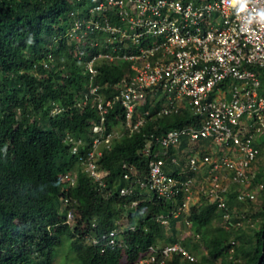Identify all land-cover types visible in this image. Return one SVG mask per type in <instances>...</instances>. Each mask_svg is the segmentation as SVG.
I'll return each mask as SVG.
<instances>
[{"label": "built area", "instance_id": "obj_1", "mask_svg": "<svg viewBox=\"0 0 264 264\" xmlns=\"http://www.w3.org/2000/svg\"><path fill=\"white\" fill-rule=\"evenodd\" d=\"M67 1L82 4L69 14L67 35L76 41L91 34L101 37L100 45L95 43L100 49L85 64L89 80L83 92V105L91 103L100 120L92 126L93 140L86 153H79L80 140H68L72 154L106 188L105 173L97 162L119 135L105 126V115L117 109L116 119L134 134L147 122L188 107L197 123L162 136L151 135L141 151L147 159V178L136 183L158 199L176 201L177 208L169 215L173 219L187 215L191 203L202 198L223 212V223H230L227 201L232 187L237 188L239 204L254 203L264 187H251L259 155L255 139L264 135V94L252 70L264 68V23H247L249 13L264 8V0H245L247 8L239 13L233 0ZM119 63L128 69L117 82L94 83L99 66ZM103 88H112L111 95L105 97ZM182 140H210L219 152L212 156L206 148L197 150L181 165L171 150ZM167 159L169 165L178 166L177 172L165 170ZM131 169L124 179H130ZM63 179L69 186L75 183V176L66 174ZM119 193L125 197L133 191L121 188ZM64 202L73 204L68 199ZM158 221L169 227L168 217L160 216ZM66 222H74L73 211L67 212ZM185 224L191 226L187 219ZM95 228L92 223L86 238L101 254L123 251V232L139 229L136 224L104 233ZM175 258L197 261L176 242L149 246L134 264H172ZM122 264L129 263L123 259Z\"/></svg>", "mask_w": 264, "mask_h": 264}, {"label": "trees", "instance_id": "obj_2", "mask_svg": "<svg viewBox=\"0 0 264 264\" xmlns=\"http://www.w3.org/2000/svg\"><path fill=\"white\" fill-rule=\"evenodd\" d=\"M68 8L63 0H0V264H54L61 251H66L62 264H121L123 257L133 263L148 246L178 240L174 227L165 233L155 221L156 215L169 213L173 203L155 197L142 201L139 207L144 211L140 224L149 232L126 230L124 252L103 255L86 238L92 223L97 232H103L125 212L132 218L125 207L129 200L117 197L118 189L128 186L121 164H131L139 176H146L147 160L140 150L149 135H162L196 118L186 109L149 122L140 133L114 139L98 162L99 169L108 171L106 188L95 183L65 141L69 133L88 143L87 126L98 120L93 107L76 105L82 102L80 89L87 78L77 49L65 39L57 40V29H64L59 17ZM48 56L52 60L44 68L42 63ZM126 69L124 63L101 65L95 82L113 84ZM252 70L264 90V69ZM108 89H103L106 96L113 91ZM56 107L62 109L59 114H53ZM116 115L117 109L105 115L108 128L118 124ZM177 152L171 154L178 157ZM173 170L176 172V167ZM66 174L76 176L73 186L64 182ZM253 181L264 183V167ZM64 199L73 204H65ZM231 201H235V194H230L228 201L229 230L219 226L213 235L208 234L207 227L213 221L222 224L223 212L201 202L191 209L194 232L178 241L193 251V240H211L209 256L215 262L220 258L219 264H264V199L253 217L260 218L259 226L249 236L233 227ZM68 210L74 214L72 227L65 223ZM194 233L199 238L195 239ZM208 258L202 256L193 264H211ZM173 264L186 263L174 260Z\"/></svg>", "mask_w": 264, "mask_h": 264}, {"label": "clouds", "instance_id": "obj_3", "mask_svg": "<svg viewBox=\"0 0 264 264\" xmlns=\"http://www.w3.org/2000/svg\"><path fill=\"white\" fill-rule=\"evenodd\" d=\"M67 5H68V9L66 10V12H65V15H64V17H62V18H59L60 20L59 21H61L62 22V24L64 25V29L63 30H60V29H57V32L56 33H58V38H57V40H60V39H65L66 41H67V43H68V45H70V46H73V47H75L76 49H77V53H78V55H79V60H80V62H81V65H82V70L84 71V73L86 74V76H87V78H86V83H85V85L80 89V94H81V96H82V102L81 103H79V104H77L76 103V105H77V107H88V106H91L90 104L91 103H88V104H86V105H83V92L85 91V89H86V87H87V84H88V80H89V75H88V73L86 72V69H85V64L91 59V57L96 53V51L98 50V49H100V46H97V45H95V43H97V44H99L100 45V42H101V37H100V35H96V34H91V35H88L87 37H85V39H83V40H81V41H76V40H74V39H72V38H70L67 34H68V30H69V28H70V23H71V18H70V16H69V14H70V12L71 11H74L75 9H79V8H81L82 7V4H75L74 2H72V1H67V0H63ZM233 2H234V6L235 5H238V6H236V11L239 13V12H243V11H245L246 10V8H247V4H246V2H245V0H233ZM65 21V22H64ZM253 21H255V22H257V23H264V8H261V9H259V10H257L255 13H249V15H248V20H247V23H252ZM64 22V23H63ZM51 60H52V58H51V56H48L47 57V60H45L42 64H43V67L44 68H48V66H49V63L51 62ZM264 69V68H263ZM98 70H99V67H98ZM126 71V70H125ZM125 71H124V73H125ZM124 75V74H123ZM122 75V76H123ZM258 75V74H257ZM98 76H99V74H98ZM97 76V77H98ZM121 76V77H122ZM96 77V78H97ZM120 77V78H121ZM259 77V76H258ZM96 80V79H95ZM119 80V79H118ZM117 80V81H118ZM116 81V82H117ZM259 81H260V79H259ZM94 83L95 84H100L101 86H104L105 84H102V83H100V82H98V83H96L95 81H94ZM115 83V82H114ZM113 83V84H114ZM106 84H108V83H106ZM260 84H261V82H260ZM111 85V84H110ZM104 89V88H103ZM101 90V92L102 93H104V90ZM105 90H109L108 88H105ZM261 93H263L264 94V90L262 89V85H261ZM105 94V93H104ZM105 96V95H104ZM105 97H108V96H105ZM78 105H80V106H78ZM158 106V104H155V106L153 107V109L154 108H156ZM91 107H93V106H91ZM186 109H188L189 110V112H191L190 111V109L188 108V107H185L184 109H182V110H180V111H178L177 113H172V114H169V115H166V116H170V115H175V114H180V113H182L183 111H185ZM95 110V109H94ZM62 111V109L61 108H54V110H53V114H59L60 112ZM96 111V110H95ZM115 111V110H114ZM114 111H112V112H114ZM153 111V110H152ZM96 113L98 114V112L96 111ZM111 113V112H110ZM109 113V114H110ZM117 113H118V110H117ZM108 114V115H109ZM193 115V114H192ZM117 116V115H116ZM161 117H165V116H161ZM161 117H159V118H161ZM159 118H157V119H159ZM196 118V117H195ZM121 119H122V117H121ZM157 119H155V120H157ZM99 120H100V118H99V114H98V120L96 121V122H94V123H92L90 126H87V136L90 138V140H89V142L87 143L86 141H85V139L84 138H81V137H79V138H76V137H74V136H72V135H70L69 133H67L66 134V136H65V141H67L68 142V140L69 139H73V140H75V141H78V140H80L81 142H82V144L80 145V147H79V151L81 150V149H83L84 151H80V153L82 154V153H86L87 151H88V149L90 148V145H91V143H92V140H93V132H92V126L95 124V123H98L99 122ZM115 120H117L118 122V124L116 125V126H113V127H111V128H115V130H117V132H118V135L119 136H117L116 138H114V139H118V138H120L123 134H125V133H127L129 136H132V135H134V134H137V133H140L141 131H142V129H144L145 128V126L149 123V122H147V124L146 125H144L142 128H141V130L139 131V132H137V133H134V134H129V132H128V130H125L124 129V127H122L121 126V120H118V119H116L115 118ZM155 120H153V121H155ZM151 122V121H150ZM197 122L196 121H194V122H192V123H190V124H188V125H186V126H183V127H187V126H190V125H193V124H196ZM104 124H105V126H106V120H105V122H104ZM107 127V126H106ZM183 127H180V128H183ZM108 128V127H107ZM111 128H109V129H111ZM172 129H178V128H172ZM172 129H169V130H172ZM168 131V130H167ZM166 131V132H167ZM164 134V133H163ZM162 134V135H163ZM151 135H154V134H150L149 135V137H148V139H147V141H146V143L149 141V139H150V136ZM162 135H154V136H162ZM261 138H264V135H260V136H257L256 137V139H255V144H257V145H260L261 143H262V141L264 140V139H261ZM69 143V142H68ZM145 143V144H146ZM70 145H71V143H69ZM145 144H144V146H145ZM185 145V147L184 148H182L181 146L182 145ZM144 146H143V148H144ZM182 148V150L180 151V152H177L178 151V149L179 148ZM142 148V149H143ZM203 148H206L207 149V152L210 154V155H212V156H215V155H217L218 154V152H219V150L218 149H216V147H214L213 145H212V142L210 141V140H199V141H197V142H194V143H190V142H188V140H182V142L180 143V145H178V147H176V148H173L172 150H171V152L173 153L174 152V154L177 152L178 153V159H179V161H180V164H181V160H183L184 159V161H185V158L187 157V155H189V154H191L192 152H195V151H201V150H203ZM142 149L140 150V153H141V151H142ZM185 151H187V153L185 154ZM142 155V154H141ZM176 155V154H175ZM143 156V155H142ZM259 156V155H258ZM75 157H77V160H78V155H75ZM102 158V157H101ZM100 160V159H99ZM99 160H98V162H99ZM147 160V159H146ZM257 160H258V158H257ZM79 161V160H78ZM98 162H97V164H98ZM80 163V162H79ZM166 166H169L170 167V169H166V167H165V170H167L168 172H173V173H175L174 171L175 170H173L175 167H176V169H177V171L179 170L178 169V166H171V165H169V162L168 161H166ZM124 164H126V166H127V168L125 169V168H123V165ZM80 165H81V167H82V169L84 170V172L89 176V177H91L86 171H85V168H84V166L80 163ZM181 165H183V164H181ZM98 168H99V165H98ZM130 168H132L131 169V171L130 172H132L131 173V175H130V179L129 180H126V179H124V180H126L127 182H128V186H125V187H121V188H130V189H132V191H133V193L132 194H130V195H127V196H125V197H121L120 196V193H119V191H120V189L121 188H119L118 189V194H117V197L119 198V199H127V200H129V204H128V206L127 205H125V207H127V209L133 214L132 215V218L131 217H129V216H126L125 214H126V212L125 213H123V215H122V217H119L118 219H116L115 221H114V224H113V227L111 228V229H109V230H106V231H103V232H98V233H104V232H109V231H111V230H113V229H115V228H117V227H119V226H124V225H126V224H136L137 226H138V230H142L143 231V229L144 228H146L147 229V231H143L144 233H146V232H149L148 231V227L146 226V225H142L141 226V224H140V218H141V216H142V214L144 213V211L143 210H141L139 207H140V204L142 203V201H145V202H150V201H152V199L155 197V198H157L156 197V195L155 194H153L152 192H149V191H145V190H141L140 188H139V185L136 183V181H137V179H146L147 178V174H148V164H147V174H146V176H139L138 175V172H137V170L133 167V166H131V164H128V163H122L121 164V169L124 171L123 172V175L126 173V172H129V169ZM99 171H101V172H104L105 173V175H104V177L102 178L103 179V181L105 182V179H106V176L108 175V171L107 170H101V169H99ZM176 171V172H177ZM73 176H75V175H73ZM123 177V176H122ZM91 178H93V177H91ZM253 179H254V173H253ZM93 180L95 181V179L93 178ZM75 182H76V176H75ZM95 183H97L96 181H95ZM252 183H253V180H252ZM75 184V183H74ZM98 184V183H97ZM106 184V183H105ZM69 185V184H68ZM73 186V185H72ZM236 187H232V190H233V192H231V193H229V195H228V201H229V196H230V194H235V197H236V193H235V191H236ZM138 196L141 198V199H139L138 198ZM158 199V198H157ZM159 200H161V199H159ZM64 201H65V199H64ZM162 201H164V202H168V203H173L172 204V209H171V211H173L174 209H176L177 208V206H176V201H173V202H171V201H165V200H162ZM228 201H227V205H228ZM235 201H236V199H235ZM134 202H136L137 203V205L135 206V207H133L132 206V204L134 203ZM201 202L203 203H206L205 201H204V199H199L197 202H195V203H191V205H190V207H189V210H188V212H187V215L186 214H182L180 217H178L177 219H173V218H171L169 215L171 214V211L169 212V213H166V214H159V215H156L155 216V221L158 223V225L164 230V232L165 233H168L170 230H172V228L174 227V229H175V236H176V238H178V240H180L182 237H184L185 235H188V234H190V233H192V232H194V222H193V220H192V214H191V209L192 208H194L195 206H197V205H199V204H201ZM256 202V201H255ZM65 203V202H64ZM208 204V203H207ZM244 204H247V203H244ZM249 204V203H248ZM209 205V204H208ZM216 208V207H215ZM69 211V210H68ZM218 211V210H217ZM221 212V211H220ZM160 216H165V217H168L169 218V227H167V228H165V227H163L161 224H160V222L158 221V217H160ZM223 216V215H222ZM66 219H67V215H66ZM185 219H187V220H189V222L191 223V226H187L186 224H185ZM231 221V220H230ZM175 222H176V224H175ZM65 223L66 224H68L67 222H66V220H65ZM183 224V227L181 228L178 224ZM222 223H223V219H222ZM73 224V223H72ZM72 224H68L69 225V227H72ZM175 224V225H174ZM225 223H223V226H222V228H224V229H228V227H229V223L227 224V227L224 225ZM185 229H189L188 230V233L187 234H184L183 233V231L185 230ZM137 230V231H138ZM90 231V230H89ZM95 232H97L96 230H95ZM125 232V231H124ZM123 232V233H124ZM133 232V231H132ZM181 233H182V235H181ZM124 235V234H123ZM124 237V236H123ZM194 238L195 239H197V238H199V234H197V233H194ZM178 240H176L175 242H172V243H176V242H178V243H180L181 245H182V243L180 242V241H178ZM161 243H167V242H165V241H158V242H156L155 244H152V245H157V244H161ZM172 243H168V244H172ZM124 244H125V241H124ZM231 245L232 246H235V241H232L231 242ZM92 246V245H91ZM151 246V245H150ZM183 246V245H182ZM149 247V246H148ZM147 247V248H148ZM183 247H185V246H183ZM146 248V249H147ZM186 248V247H185ZM146 249H145V251H146ZM188 251H190L195 257H196V255L193 253V251H191L190 249H188V248H186ZM125 251V248H124V250L123 251H114V252H116V253H119V252H124ZM144 251V252H145ZM109 253H113V252H109ZM108 254V253H107ZM104 255V254H103ZM123 259H126V261L129 263V264H134V262H136V260L138 259V257H137V259L133 262V263H130L129 261H128V259L127 258H125V257H123ZM122 259V260H123ZM197 259V258H196ZM122 260H121V264H122ZM174 260H178L179 261V263H186V264H193V263H187V262H181L179 259H177V258H175ZM174 260H173V262H174ZM173 262H172V264H173ZM197 262V261H196ZM195 262V263H196Z\"/></svg>", "mask_w": 264, "mask_h": 264}, {"label": "rangeland", "instance_id": "obj_4", "mask_svg": "<svg viewBox=\"0 0 264 264\" xmlns=\"http://www.w3.org/2000/svg\"><path fill=\"white\" fill-rule=\"evenodd\" d=\"M65 12L63 11L59 18L64 17ZM261 139H264V138H261ZM260 148H261V153L259 154L258 160L256 161V163L253 166L254 175L257 172H259V169H262L264 167V140H263V143L260 145ZM186 153H187V151H185V154ZM256 184H263L264 185L263 182H255L254 183V181H253L251 187L252 188L255 187ZM263 199H264V189L258 193L257 200L254 203L239 204L236 201H231V204L233 205L232 206L233 207L232 208V212H233L232 217H233V220L236 221V222L235 221L233 222V223H236V224H233V227H236L237 230L239 228L242 232H244L248 236L251 235L252 231L259 226L260 218L259 217L253 218V217H254V214L256 212L260 211L261 206H262L261 202ZM224 225L227 227V224H224ZM219 226L222 227L223 223L222 224L220 223V225H219L217 222L213 221L211 226L207 227L208 234L213 235V233L217 230V228ZM229 229H230V227H228L227 230H229ZM188 230L189 229H185L183 231V233L187 234ZM224 230H226V229H224ZM181 235H182V233H181ZM168 237H171V235H168ZM232 237H234V235ZM232 239L233 238H231V242L234 241ZM193 242L195 243L194 245H196L195 249L193 250V253L196 255L197 261H199V259L202 256H205L207 258L209 257L208 259H209V262L211 264H219L221 262L220 258L217 259V261L215 262V259H213V257L209 256L210 250L212 248L211 240L205 241V240H202V237H201L200 240H198V241L193 240ZM233 251H234V248L232 247L229 251V254H232ZM65 252L61 251V253L57 255V257L55 258L54 264H62L63 263L62 255H64ZM240 256H242V254H240Z\"/></svg>", "mask_w": 264, "mask_h": 264}]
</instances>
